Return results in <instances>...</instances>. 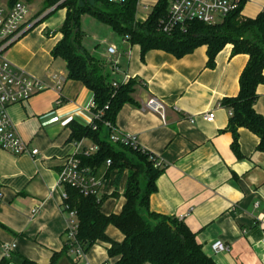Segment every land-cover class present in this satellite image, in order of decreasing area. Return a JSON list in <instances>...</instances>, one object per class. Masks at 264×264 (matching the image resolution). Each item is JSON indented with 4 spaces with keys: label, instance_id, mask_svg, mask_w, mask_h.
<instances>
[{
    "label": "crops",
    "instance_id": "1",
    "mask_svg": "<svg viewBox=\"0 0 264 264\" xmlns=\"http://www.w3.org/2000/svg\"><path fill=\"white\" fill-rule=\"evenodd\" d=\"M140 2L153 7L157 0ZM59 9L43 20V15L33 19L29 13L22 35L4 53L48 87L8 107L14 133L26 141L28 151L37 148L38 153L31 156L0 148V259L3 244L13 243L9 264H21L22 256L39 264H112L118 257H108L106 241H96L80 258L63 250L67 218L61 210L64 186L58 183V172L66 158L79 157L81 149L92 144L87 137L72 139L68 123L92 122L88 106L93 92L81 81L68 79L65 61L51 55L62 37L58 30L64 8L57 25L51 23ZM263 9L264 0H246L240 14L253 18ZM146 16L141 9L135 13L139 22ZM81 46L103 64L113 82L135 81L132 98L137 105L123 104L114 124L120 132L135 135L138 145L157 158L154 166L162 169L156 190L149 195L150 210L182 221L216 264H264V151L257 149V135L239 127L242 158L233 153L232 134L226 130L229 112L219 105L223 97L237 95L248 55L232 54L233 46L227 43L209 66L206 45L181 57L150 49L143 58L138 44L123 39L112 45V54L110 45L104 53ZM51 74L56 81L49 79ZM256 93L253 107L264 117V82ZM151 99L161 108L148 106ZM208 111L214 112L210 122L202 117ZM98 173L105 180L102 194L107 195L101 211L120 213L126 173L117 197L111 196L115 172L104 177V169ZM32 208H38L34 216ZM105 233L116 242L123 240L113 225ZM217 241L227 250L215 252Z\"/></svg>",
    "mask_w": 264,
    "mask_h": 264
},
{
    "label": "trees",
    "instance_id": "2",
    "mask_svg": "<svg viewBox=\"0 0 264 264\" xmlns=\"http://www.w3.org/2000/svg\"><path fill=\"white\" fill-rule=\"evenodd\" d=\"M16 1L20 0H8V3ZM240 1L237 10L218 22H185L168 34L159 30V23L167 14L169 0H157L143 22L135 19V0H126L121 4H113L108 0H62L57 6L65 9V18L59 27L62 37L52 48L51 55L65 61L68 79L81 81L93 92L95 108L92 113L102 112L88 126L73 120L68 123L72 139L87 137L96 145V151L91 155H79L81 168L95 175H100L99 170L104 169V176L114 171L111 192L114 197L118 196L119 183L127 171L122 192L125 203L118 214H104L101 211L106 194L98 198L95 194L85 195L76 187L64 185V202L76 211L74 242L84 252L101 240L110 245L108 257H118L112 264H216L202 251L195 235L182 221L150 210L149 195L156 190L155 180L162 172L161 168L154 166L157 158L139 146L112 144L103 137L112 130L105 127L103 122L115 126L116 114L123 104L137 105L132 98L135 81L113 86L103 64L79 43L81 14L95 17L110 25L123 40L138 44L142 58L150 49H160L181 57L197 46L206 45L208 65L213 66L215 55L227 43L233 46L232 54H247V63L239 76L237 95L223 97L219 101V105L229 112L226 130L232 134L231 150L238 158H242L238 146L239 127L257 135V149L264 151V117L253 107L257 100L256 88L264 82V9L253 18L245 17L240 11L246 0ZM56 2L44 0L48 7ZM93 126L96 128L93 129ZM127 153L133 154L135 159L128 158ZM107 160L110 161L109 166H106ZM108 225L121 231L122 242H116L106 235L105 228ZM74 242L66 238L63 250L69 252ZM56 256L53 255L51 262ZM9 263L10 254L0 259V264ZM21 264L39 263L22 256ZM104 264L111 263L107 261Z\"/></svg>",
    "mask_w": 264,
    "mask_h": 264
},
{
    "label": "built area",
    "instance_id": "3",
    "mask_svg": "<svg viewBox=\"0 0 264 264\" xmlns=\"http://www.w3.org/2000/svg\"><path fill=\"white\" fill-rule=\"evenodd\" d=\"M113 4H121L126 0H108ZM136 1V12L141 9L148 14L152 6L143 4L140 0ZM240 0H169L167 14L165 18L160 20L159 30L163 33H170L179 24L191 21H201L204 23H215L220 21L224 16L237 10L240 6ZM29 14L28 5L22 1H16L9 4L8 0L0 3V148L11 151L12 153L22 154L30 153L34 156L38 153L37 148L30 151L27 149V143L17 133H14V126L11 117L8 113V107L15 103H21L27 100L32 95L46 89L48 83L40 77L31 75L25 70L12 64L5 56V50L13 44L23 33V25ZM114 46L108 47L110 54L114 53ZM51 81H56L57 77L54 74L49 76ZM116 87L117 83L113 82ZM148 106L158 110L161 108L154 99L147 102ZM89 111L94 118L101 115V111L95 115L92 109L95 108L94 100L89 103ZM203 119L210 122L214 118V112L208 111L202 115ZM104 126L112 129L105 138L112 144H123L126 146H139L136 137L133 134L120 132L115 126H111L108 122H103ZM96 127L93 126V129ZM80 143L77 144V147ZM140 147V146H139ZM141 148V147H140ZM96 151V145L90 144L81 149V154L91 155ZM110 165V161H106V166ZM104 177V175H102ZM58 183L60 185H70L78 188L81 193L95 194L98 198L101 196L105 188V180L101 176L91 173L88 169L81 168L79 158L76 156L68 157L61 165L58 172ZM65 193H62L61 210L67 218V239L74 242L75 230L77 225L76 211L70 209L64 202ZM38 212V208L31 209V216ZM264 244V233L261 240ZM71 245V244H69ZM69 253L76 258L84 255L83 249L74 242ZM15 244H3V253L9 256L10 249H13ZM215 252L227 250V246L217 241L213 244Z\"/></svg>",
    "mask_w": 264,
    "mask_h": 264
},
{
    "label": "rangeland",
    "instance_id": "4",
    "mask_svg": "<svg viewBox=\"0 0 264 264\" xmlns=\"http://www.w3.org/2000/svg\"><path fill=\"white\" fill-rule=\"evenodd\" d=\"M7 0H0V3H4ZM28 5L29 13L32 15L33 19L40 17V20L45 19L50 16L51 12L59 9L57 6L62 0H57L56 3L48 7L44 0H20ZM54 7L52 10L51 8ZM61 9L57 10L56 17L51 21L54 25H57L61 17ZM54 13V14H55ZM80 30L81 36L79 37V43L85 44L88 48L96 50L97 52H106V48L110 45L112 46L116 42H121L122 37L108 24L97 20L95 17L83 13L80 16ZM59 31V30H58ZM60 32V31H59ZM105 138V136H103ZM130 159H135L133 154L127 153L126 155ZM127 175V171H125Z\"/></svg>",
    "mask_w": 264,
    "mask_h": 264
},
{
    "label": "water",
    "instance_id": "5",
    "mask_svg": "<svg viewBox=\"0 0 264 264\" xmlns=\"http://www.w3.org/2000/svg\"><path fill=\"white\" fill-rule=\"evenodd\" d=\"M76 48H77V46H76ZM78 49V48H77Z\"/></svg>",
    "mask_w": 264,
    "mask_h": 264
}]
</instances>
